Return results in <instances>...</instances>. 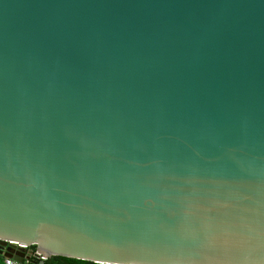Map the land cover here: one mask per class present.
Segmentation results:
<instances>
[{"label":"water","instance_id":"95a60500","mask_svg":"<svg viewBox=\"0 0 264 264\" xmlns=\"http://www.w3.org/2000/svg\"><path fill=\"white\" fill-rule=\"evenodd\" d=\"M31 251L264 264V0H0V255Z\"/></svg>","mask_w":264,"mask_h":264},{"label":"trees","instance_id":"16d2710c","mask_svg":"<svg viewBox=\"0 0 264 264\" xmlns=\"http://www.w3.org/2000/svg\"><path fill=\"white\" fill-rule=\"evenodd\" d=\"M31 257H29V262ZM77 262H82V264H95L88 261L77 260V258H70L65 256H51L47 257L46 260H43L42 264H77ZM39 261H36L34 264H38Z\"/></svg>","mask_w":264,"mask_h":264},{"label":"built area","instance_id":"2783aa9c","mask_svg":"<svg viewBox=\"0 0 264 264\" xmlns=\"http://www.w3.org/2000/svg\"><path fill=\"white\" fill-rule=\"evenodd\" d=\"M33 253H34V251H31L30 254L28 255V257L27 258H23V260L21 262H19V263L15 262L13 260V258H11V257H4L3 258V264H31L29 262V257H31ZM37 261H42L43 262V260H41L40 257L38 258Z\"/></svg>","mask_w":264,"mask_h":264},{"label":"crops","instance_id":"0c3cea01","mask_svg":"<svg viewBox=\"0 0 264 264\" xmlns=\"http://www.w3.org/2000/svg\"><path fill=\"white\" fill-rule=\"evenodd\" d=\"M26 254V253H25ZM3 256L2 255H0V264H3Z\"/></svg>","mask_w":264,"mask_h":264},{"label":"snow or ice","instance_id":"6c2138e0","mask_svg":"<svg viewBox=\"0 0 264 264\" xmlns=\"http://www.w3.org/2000/svg\"><path fill=\"white\" fill-rule=\"evenodd\" d=\"M77 264H82V262H77Z\"/></svg>","mask_w":264,"mask_h":264}]
</instances>
